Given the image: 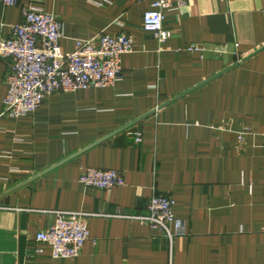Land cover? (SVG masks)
<instances>
[{
	"label": "crops",
	"instance_id": "0c3cea01",
	"mask_svg": "<svg viewBox=\"0 0 264 264\" xmlns=\"http://www.w3.org/2000/svg\"><path fill=\"white\" fill-rule=\"evenodd\" d=\"M30 5L60 19L64 53L103 34L133 48L113 87L55 92L21 118L3 114L0 61V264H264V0H174L162 44L142 30L147 0H21L0 5V36ZM88 168L124 185L86 188ZM153 191L187 228L172 244L128 218ZM57 211L91 214L77 258L35 241Z\"/></svg>",
	"mask_w": 264,
	"mask_h": 264
},
{
	"label": "built area",
	"instance_id": "2783aa9c",
	"mask_svg": "<svg viewBox=\"0 0 264 264\" xmlns=\"http://www.w3.org/2000/svg\"><path fill=\"white\" fill-rule=\"evenodd\" d=\"M41 2L43 0H31ZM142 30L153 34L159 44L167 41L171 32L165 29L166 13L174 0H147ZM21 0H0V5L15 7ZM63 24L60 19L30 5L22 10L21 23L10 29L8 36H0V61L11 65L5 82L7 93L3 102V114L21 118L33 114L43 100L55 92H75L88 88H111L122 77L121 59L132 51L133 40L126 34L115 37L100 35L92 40H75L74 49L64 53L60 47ZM227 46L216 48L225 52ZM188 52H201L191 46ZM251 134L245 129L239 140ZM134 143L142 142L140 132L133 133ZM264 149V145L262 146ZM79 183L86 188L111 190L124 185L122 175L115 170L88 168L81 172ZM175 202L153 191L146 204V213L128 216L151 230L160 232L170 244L187 235V228L174 215ZM54 224L36 235L37 243L47 246L55 260L77 258L89 240L87 219L84 212L57 211ZM40 255V249L35 250Z\"/></svg>",
	"mask_w": 264,
	"mask_h": 264
},
{
	"label": "water",
	"instance_id": "95a60500",
	"mask_svg": "<svg viewBox=\"0 0 264 264\" xmlns=\"http://www.w3.org/2000/svg\"><path fill=\"white\" fill-rule=\"evenodd\" d=\"M256 53H258V52H255V53H253V54L249 55L248 57L244 58V60H246V59L250 58L251 56L255 55ZM127 127H128V126H127ZM127 127L123 128V130H124V129H126Z\"/></svg>",
	"mask_w": 264,
	"mask_h": 264
}]
</instances>
